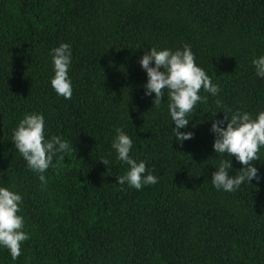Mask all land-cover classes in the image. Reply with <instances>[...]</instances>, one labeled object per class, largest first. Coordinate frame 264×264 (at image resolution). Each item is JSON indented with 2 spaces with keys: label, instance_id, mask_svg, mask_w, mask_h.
<instances>
[{
  "label": "trees",
  "instance_id": "1",
  "mask_svg": "<svg viewBox=\"0 0 264 264\" xmlns=\"http://www.w3.org/2000/svg\"><path fill=\"white\" fill-rule=\"evenodd\" d=\"M62 42L72 48L70 99L50 85L49 53ZM185 44L220 92L201 89L208 101L179 145L167 93L152 109L138 61L149 47ZM261 54L264 0H0V186L21 194L29 235L15 260L0 248V264H264V148L251 162L259 181L217 190L211 175L223 157L210 131L216 99L253 117L264 110L252 65ZM33 112L44 115L46 138L70 143L46 183L10 139ZM117 127L156 184L118 183L128 166L111 149ZM231 159L229 175H239L244 166Z\"/></svg>",
  "mask_w": 264,
  "mask_h": 264
},
{
  "label": "clouds",
  "instance_id": "2",
  "mask_svg": "<svg viewBox=\"0 0 264 264\" xmlns=\"http://www.w3.org/2000/svg\"><path fill=\"white\" fill-rule=\"evenodd\" d=\"M52 63L50 85L58 96L70 99L73 92L69 69L72 63V48L69 43H60L49 53ZM139 64L147 79L143 85L144 95L152 97V109H160L167 93V112L171 119L173 138L177 144L193 137L192 131H182L189 125L197 103H207L208 96L200 95L201 89L217 97L220 88L212 83L205 70L198 66L189 45L175 50L149 47L139 58ZM255 75L264 79V54L252 60ZM154 94V96H153ZM216 111L211 120L210 131L214 134L213 151L220 158L211 175V183L217 190L235 191L244 182L259 181L258 170L251 163L260 159L258 155L264 148V110L253 117L247 111L232 110L220 100H215ZM223 112V119H215ZM194 127V126H193ZM172 138V140H173ZM14 148L26 161V167L38 174L41 183H46L44 173L59 163L70 150V143L59 135L46 138L45 117L39 112L26 113L12 130L10 137ZM111 149L122 164H126L124 175L117 177L119 184L141 190L146 185L156 184L158 177L146 161L136 160L129 153L133 150L132 138L121 127L115 128ZM244 167L239 175H229L232 159ZM101 161L107 166L109 160ZM22 196L14 186H0V248L6 249L15 260L21 253V245L29 239L24 231V217L20 215Z\"/></svg>",
  "mask_w": 264,
  "mask_h": 264
}]
</instances>
